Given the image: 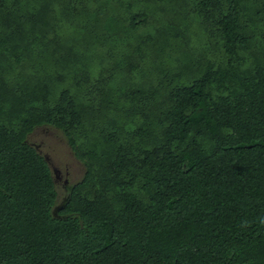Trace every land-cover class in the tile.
I'll use <instances>...</instances> for the list:
<instances>
[{"label": "trees", "instance_id": "trees-1", "mask_svg": "<svg viewBox=\"0 0 264 264\" xmlns=\"http://www.w3.org/2000/svg\"><path fill=\"white\" fill-rule=\"evenodd\" d=\"M214 1L198 5L220 14L223 54L154 117L102 102L112 131L98 127L84 178L61 200L28 135L60 128L76 154L70 131L98 100L84 104L91 90L77 101L70 86L36 97L8 75L20 76L33 41L20 22L6 26L12 0H0V264H264V0L245 2L260 6L249 21L239 1Z\"/></svg>", "mask_w": 264, "mask_h": 264}, {"label": "rangeland", "instance_id": "rangeland-1", "mask_svg": "<svg viewBox=\"0 0 264 264\" xmlns=\"http://www.w3.org/2000/svg\"><path fill=\"white\" fill-rule=\"evenodd\" d=\"M237 1L247 21L260 12L257 4L247 8L248 0ZM198 2L12 0L13 10L5 19L6 26L20 22L17 28L22 27V35H29L33 42L26 64L18 67L20 76L16 68L8 75H14V81L24 82L36 97L48 94L51 99L70 86L77 101L80 98L77 92L82 91V97L91 90L94 97L89 95L91 98L87 97L84 104H92L93 98L98 100L97 107H87L90 118L77 130L70 131L76 154L60 128L42 124L28 135L27 141L47 159L61 200L84 178L87 169L84 162L91 159L88 155L95 146L98 127L112 131V120L103 116L116 112L104 109L102 102L109 99L119 104V108L131 106L137 111L127 115L139 116L145 110L154 117L168 109V98L175 88L182 83L191 84L213 58L223 54L215 31L220 14L200 8ZM260 27L251 24V33L257 35ZM36 65L40 76L36 70L34 73ZM57 68L60 73L57 81L49 83L48 76H55ZM77 81H83L79 88ZM119 114H126V109ZM34 115L37 124L39 114ZM121 119L122 116L117 117L118 123ZM128 120L123 123L126 125Z\"/></svg>", "mask_w": 264, "mask_h": 264}]
</instances>
